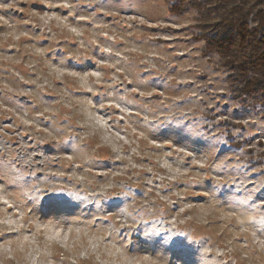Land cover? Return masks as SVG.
Listing matches in <instances>:
<instances>
[{
  "label": "rangeland",
  "instance_id": "rangeland-1",
  "mask_svg": "<svg viewBox=\"0 0 264 264\" xmlns=\"http://www.w3.org/2000/svg\"><path fill=\"white\" fill-rule=\"evenodd\" d=\"M169 6L0 0V264H264L260 89Z\"/></svg>",
  "mask_w": 264,
  "mask_h": 264
},
{
  "label": "trees",
  "instance_id": "trees-1",
  "mask_svg": "<svg viewBox=\"0 0 264 264\" xmlns=\"http://www.w3.org/2000/svg\"><path fill=\"white\" fill-rule=\"evenodd\" d=\"M185 8L196 11L206 32L199 39L237 73L240 91L258 88L264 102V0H170L171 12Z\"/></svg>",
  "mask_w": 264,
  "mask_h": 264
}]
</instances>
